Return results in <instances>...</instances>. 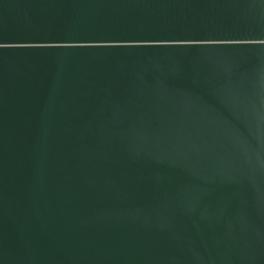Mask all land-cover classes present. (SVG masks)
<instances>
[{
	"label": "water",
	"instance_id": "obj_1",
	"mask_svg": "<svg viewBox=\"0 0 264 264\" xmlns=\"http://www.w3.org/2000/svg\"><path fill=\"white\" fill-rule=\"evenodd\" d=\"M0 264H264V0H0Z\"/></svg>",
	"mask_w": 264,
	"mask_h": 264
}]
</instances>
